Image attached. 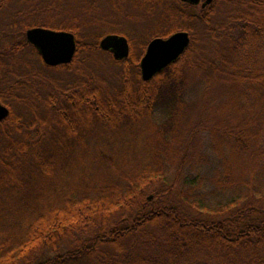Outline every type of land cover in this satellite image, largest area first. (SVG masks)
<instances>
[{
    "label": "trees",
    "instance_id": "obj_1",
    "mask_svg": "<svg viewBox=\"0 0 264 264\" xmlns=\"http://www.w3.org/2000/svg\"><path fill=\"white\" fill-rule=\"evenodd\" d=\"M25 2L0 0V101L9 108L0 121V264H264V0H212L203 9L167 0L162 23L139 44L116 29L130 45L123 60L100 49L103 32L91 28L98 19L90 27L80 16L56 21ZM36 26L74 33L70 63H43L25 38ZM178 30L189 32V46L144 81L147 43ZM97 55L112 77L79 70ZM38 63L65 76L53 80ZM44 112L63 127L46 142ZM151 114L146 159L116 168L115 180L91 192L42 193L44 206L24 227L4 225L5 194L27 188L17 170L31 165L49 183L89 127L123 128ZM203 151L219 161L225 199L199 194Z\"/></svg>",
    "mask_w": 264,
    "mask_h": 264
},
{
    "label": "rangeland",
    "instance_id": "obj_2",
    "mask_svg": "<svg viewBox=\"0 0 264 264\" xmlns=\"http://www.w3.org/2000/svg\"><path fill=\"white\" fill-rule=\"evenodd\" d=\"M36 1L44 12L50 10L56 21H61L65 17L80 16L90 27V21L98 19L97 24L91 25V28L103 32L102 36L116 33L115 31L118 29L130 34L136 45L146 39L145 33H152V30L162 23L161 15L166 9L164 3H155L153 12H151L147 9L149 4H132L128 0ZM18 4L17 1H14L11 7ZM23 5H28L25 0H23ZM8 14V12L5 13L4 17ZM1 19L2 16H0ZM97 58L93 62H87V66L79 70L89 73L94 68L101 75H99L100 77L104 79L112 77L110 76L111 69L105 62L106 56L97 55ZM37 65L41 73L53 80L57 81L65 76V73L59 70L46 68L39 63ZM109 81L107 80V82ZM39 90L47 91V87H41ZM77 111L83 112L84 110L78 108ZM43 114H45L46 121L43 141L46 142L61 134L63 127L53 113L44 112ZM127 127L117 129L101 125L89 127L88 134L82 137L77 147H73L66 153L65 159L62 161L63 164L60 163L56 167L55 173L51 177L52 181L49 183L41 182L38 172L33 168L30 169L31 165L28 171L22 168L17 170L15 178L18 180V184L24 181L27 188H25L26 191H22L20 189L24 188L14 184L5 194L1 206L4 225H15L16 228L19 225L24 227L36 212L34 208L44 206V203H41L43 202L41 200L42 193L44 196L52 194L51 199H57L64 194L91 192L93 188L104 186L115 180L116 168L123 169L126 163H138L146 159L149 151L151 152L153 148V114L142 121L127 125ZM196 160L198 164L194 173L201 174L203 179L199 190L201 197L209 203L225 199L224 197H227L226 195L229 193L220 188V184L215 178L217 169L221 168L219 161L211 158L205 152L201 156L197 155Z\"/></svg>",
    "mask_w": 264,
    "mask_h": 264
},
{
    "label": "water",
    "instance_id": "obj_3",
    "mask_svg": "<svg viewBox=\"0 0 264 264\" xmlns=\"http://www.w3.org/2000/svg\"><path fill=\"white\" fill-rule=\"evenodd\" d=\"M190 5L199 4L200 0H180ZM212 0H203L205 8ZM25 38L38 52L47 66L68 64L76 52L77 41L74 33L67 30H56L46 27H30L25 31ZM190 43V34L186 30H178L167 37H154L145 49L139 62L141 78L146 81L161 72L169 64L176 61ZM102 51L112 54L115 60H123L130 53L127 37L118 33H108L99 41ZM9 114V108L0 101V121Z\"/></svg>",
    "mask_w": 264,
    "mask_h": 264
},
{
    "label": "flooded vegetation",
    "instance_id": "obj_4",
    "mask_svg": "<svg viewBox=\"0 0 264 264\" xmlns=\"http://www.w3.org/2000/svg\"><path fill=\"white\" fill-rule=\"evenodd\" d=\"M128 1H134V2H148L147 4H149L150 5V11L151 12H153V5L155 4V3H159L160 2V4L161 3H165L167 0H128ZM178 2H180V3H184V4H189V3H186V2H181L180 0H177ZM202 1L203 0H200V2H199V4H197V5H194V6H196V7H199V8H202L201 7V3H202ZM142 5V4H141ZM203 9V8H202ZM149 11V12H150ZM152 35H153V30H152ZM158 37V36H157ZM160 37V36H159ZM152 39H153V37H152Z\"/></svg>",
    "mask_w": 264,
    "mask_h": 264
}]
</instances>
